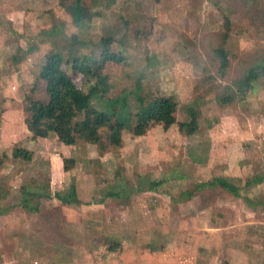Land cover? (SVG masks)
<instances>
[{"label":"rangeland","instance_id":"374dc122","mask_svg":"<svg viewBox=\"0 0 264 264\" xmlns=\"http://www.w3.org/2000/svg\"><path fill=\"white\" fill-rule=\"evenodd\" d=\"M79 1V22L71 11L77 0H56L52 11L42 9L37 18L47 22V28L37 35L10 37L2 44L3 48H12L0 57L13 54L14 59L8 65L0 63V210H6L0 214V264H106L104 260L111 253L116 258L110 264H264L263 209L251 214L252 208L239 199L246 210L244 222L256 224L226 231L231 239L226 246L204 243L199 235L193 240L179 223L183 222L179 219L181 212L174 205L187 199H180L179 188L163 190L160 182H152L162 178L157 169H165L169 176L173 171L175 177L190 175L195 166L187 160H199L196 152L190 156L188 152L186 158L187 150L182 146L176 148V158L163 153L157 158L149 152L152 145L134 136L130 129L123 132L120 146L109 145L103 129L100 145L77 140L68 150L54 134L32 139L25 126L28 101L48 102L46 85L39 78L47 56L60 53L64 58H97L102 38L114 41L111 53L123 55L125 62L104 64L105 85H99L98 95L91 99L92 107L126 117L140 107L137 96L149 100L182 92L184 99L194 103L179 101L175 129L198 131L199 126H210L211 122L241 126L238 98L258 93L264 96L261 70L249 89L238 93L236 85L251 67L264 65V0ZM28 12L25 26L36 25L38 21ZM18 46L24 48L21 54L13 49ZM218 48L225 50L227 59L223 71L215 54ZM19 60L26 67L27 78L10 76L13 71H9L17 68ZM63 69L84 92L94 82L81 74L73 75L70 66ZM14 77L16 83L12 84ZM137 84L141 89L136 94ZM232 93L234 100L227 109H214L221 98ZM123 96L127 97L125 102L119 100ZM198 105L204 110L200 111ZM208 108L213 112H205ZM133 125L131 121L130 127ZM160 127L151 124L149 130L162 135L164 129ZM23 149L31 152L27 161L14 157L13 152ZM63 157H73L74 164L65 163L64 169ZM259 176L240 185L242 194L250 193L247 199L252 206L253 194H258L257 205L264 204V195L254 190L260 186L264 189ZM74 184L79 204L61 205L57 196L66 194ZM186 190L194 193L196 187L191 184ZM213 190L225 192L218 187ZM108 193L120 194L121 198L107 197ZM133 204L139 208H133L129 217L132 221L127 216L114 220L116 206ZM30 208L40 211L30 213ZM95 220H100V225L92 228Z\"/></svg>","mask_w":264,"mask_h":264},{"label":"crops","instance_id":"0c3cea01","mask_svg":"<svg viewBox=\"0 0 264 264\" xmlns=\"http://www.w3.org/2000/svg\"><path fill=\"white\" fill-rule=\"evenodd\" d=\"M28 3L31 4V7L29 10H26V6H30ZM55 7L56 0H35L33 2L32 0H0V55H2L4 50H10V48H12L7 46H5V48L2 47L3 42H6L10 37L13 38L21 35L26 36L27 34L31 36L37 35L39 30L47 28L49 24L47 22H41L42 20L38 21L37 18L39 17V13L42 12V9L43 12H48L52 11ZM28 11L34 17V20L38 21L36 25L29 24L27 27L25 26ZM65 22H67V20ZM22 48V46H18L13 49H15L14 51L17 49L21 54ZM10 59H14L13 54L8 55V57H0V63L2 65H8L7 62H9ZM11 71H13L10 73V76L12 77L16 75L17 77L22 76L23 78H27L28 76L26 67L24 66V63L20 62V60L17 68L10 70L9 72ZM2 78L3 77H1L0 80L3 81ZM12 80V84H15V77ZM12 88L14 90L15 87L13 86ZM173 95L177 104H179L180 100L183 101L184 104L194 103V100L184 99V93L182 92H175ZM166 97L172 96L169 95ZM261 98H264V96L260 93L248 95L246 98L245 96L238 98L237 115L239 116V122L242 123L241 126L234 125L227 127L226 125H217L211 122L210 126H199L200 128L198 131H190L187 128L177 130L174 128L178 122L176 111V122L174 125L167 130H163L159 126L163 130L162 135L157 131H154L155 133L151 132L149 130V125L146 134L140 136L144 142L148 145H152V149L149 152L156 154L155 157L157 158H161L159 155H162V153L163 156L166 154V156L174 157L173 155H175V152L177 151L176 148L180 149L182 146L185 151L187 150V154L185 155L186 158L188 152L189 156L196 152V156L200 157L199 160L188 158L189 160L187 161L192 167L195 166V168L190 171V175L185 173L178 174L179 176L175 177V172L173 171L169 176L166 174L165 169L163 171L157 169V175H161L162 178L159 177V180H153L152 182H160L159 186H161L163 190L171 191V188L175 187L179 188L181 191L180 193L182 194L183 192H189L186 188L191 184L195 185L197 188L199 185L210 182L215 178H225L239 189V194H241L240 198H235L226 192H215L213 188H206L197 191L194 196L187 198L184 202L174 205L178 207V211L181 212L179 219L183 222L179 223L187 228L188 234L192 236L193 240H195L196 235H199V239L204 240V243L220 242L221 245L226 246L230 243L229 241H231V239L228 238V233H226V231L231 228L240 229L243 227L242 229H244L246 225L253 226L256 224L254 223L255 221L251 223L244 222L246 210L243 202H241V198L248 197L250 193L247 196L242 194L243 189L241 186H243L244 182L248 179L256 178L257 175H262L258 178L264 180V103L261 102ZM20 102H22V100H20ZM213 105L215 106V104ZM205 106L210 107L209 104ZM221 106L227 109L230 104L221 103L214 109H219ZM198 107L200 111L204 110L203 106L198 105ZM8 109L12 110V107L10 106ZM205 112L211 113L213 110L208 108V111L205 110ZM205 116L207 119L211 118L209 115ZM6 124L8 125V123ZM230 132L233 133L230 134ZM237 133L239 135H237ZM234 134H236V136ZM154 135H156V137ZM77 140H75L73 144L61 143L63 144V147L70 150V148L75 146ZM35 141L36 140H34L33 143H35ZM23 150L30 152V150ZM125 152H129V150H126ZM68 157H63L62 159L64 169H66L65 163L74 164V158L70 157V159H68ZM86 158L87 157H85V159ZM98 160H101V157H99ZM101 163L104 164L102 160ZM166 181H168V183H165ZM92 182L95 184L97 181L93 179ZM80 184L82 185L81 180ZM72 187L75 189L79 202V193L76 191L75 184L71 185L68 188V191ZM100 188L101 186L99 189ZM254 190L258 191L260 195H264V189H262L261 186L254 188ZM180 193L179 195L181 196ZM214 193H216V196H214ZM113 195L116 196L115 193H108L107 197L113 198ZM209 195L212 196L211 199L207 198ZM172 196L175 197V195ZM119 197L121 198L120 194L116 196V198ZM252 198H254L253 203L255 206L249 205V207L252 208L249 210L250 213L254 214L259 208L264 210V204L258 202L257 205L255 202V199L258 198V194H253ZM115 208V213L112 211V214L115 216L114 220H118L121 216H127L128 219L131 216L133 208L136 210L139 208V205L133 204L131 207L127 205L123 207V205H120ZM102 211L103 213H107V210L105 209ZM108 212H111V210ZM128 221H132V218H129ZM81 223L83 227H89V225L86 224L87 222ZM99 225L100 220H95L94 223L91 224L92 228H97ZM248 229H250V227ZM236 237L237 236H233L234 239ZM95 239L98 241L99 237L96 236ZM113 254L114 253L108 254L107 258L104 260L106 264H110L109 262L111 259L116 258Z\"/></svg>","mask_w":264,"mask_h":264},{"label":"trees","instance_id":"16d2710c","mask_svg":"<svg viewBox=\"0 0 264 264\" xmlns=\"http://www.w3.org/2000/svg\"><path fill=\"white\" fill-rule=\"evenodd\" d=\"M77 2L78 5L74 10L71 9L72 15L77 18L75 22L80 21L81 14L80 1L77 0ZM226 37L227 31L224 32L223 42H225ZM113 43L114 41L110 38H102L100 41V56L97 58L75 55L64 58L60 53H52L47 56L44 65L40 69L39 78L46 85L48 102L42 103L41 101L29 100L27 106L29 115L25 120V126L32 139H46L54 134L59 141L66 144H73L78 139L98 146L102 141L101 130L106 129L105 138L107 143L117 147L121 145L122 134L126 129H130L134 136L140 137L145 135L151 124L162 126L164 130L175 124L178 104L173 97L156 96L146 100L141 96H137L140 107L136 109L132 116L126 117L118 112L107 113L91 106L92 97L98 95L99 85H105L104 64H121L123 61L125 62L123 55L111 53L110 49ZM215 54L220 60V70L223 71L227 66L225 50L218 48L215 50ZM64 65L70 66L73 75L81 74L89 81H94L89 84L86 92L76 86L72 78L63 69ZM260 70L264 73V65H255L238 80L236 83L238 93L249 89L253 82L259 79ZM140 89V85L137 84L136 94ZM233 94L230 97L221 98L220 103H231L234 100ZM126 99L127 97L123 96L119 100L125 102ZM78 116H82V118L75 121ZM131 121H134V125L130 127ZM14 155L15 157H22L26 161L31 158V152L24 150L14 152ZM152 185H155V183ZM156 185H159V182H156ZM216 187L235 198H240L237 187L225 178H215L210 182L199 185L194 193L183 192L180 199L192 197L197 191ZM57 197L62 205L79 203L74 187L70 188L65 195H58ZM243 201L248 205L252 204L247 197L243 198ZM23 206L27 205L23 204ZM27 211L37 213L40 210L30 208ZM5 212V209L0 210L1 215H4Z\"/></svg>","mask_w":264,"mask_h":264}]
</instances>
